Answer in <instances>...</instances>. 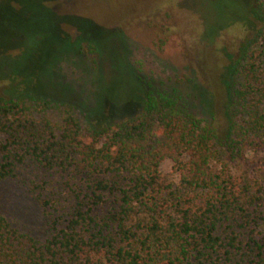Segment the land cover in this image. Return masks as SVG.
Wrapping results in <instances>:
<instances>
[{"label": "trees", "instance_id": "trees-1", "mask_svg": "<svg viewBox=\"0 0 264 264\" xmlns=\"http://www.w3.org/2000/svg\"><path fill=\"white\" fill-rule=\"evenodd\" d=\"M127 3L115 5V20ZM253 3L261 28L230 68L234 103L264 88V1ZM126 16L121 29L138 19L135 12ZM51 109L47 99L0 92V183L32 164L65 176L71 194L43 241L0 216V264H264V235L257 231L264 218L258 224L255 216L264 189L211 168L217 147L240 163L253 141L237 114L230 111L223 127L209 126L175 97L148 92L138 114L97 130L82 126L70 106H60L55 122ZM166 160L177 185L160 176ZM73 182L83 184L74 195Z\"/></svg>", "mask_w": 264, "mask_h": 264}, {"label": "rangeland", "instance_id": "rangeland-1", "mask_svg": "<svg viewBox=\"0 0 264 264\" xmlns=\"http://www.w3.org/2000/svg\"><path fill=\"white\" fill-rule=\"evenodd\" d=\"M121 2L138 17L122 29L127 13L113 18ZM253 13V0H0V92L49 100L54 122L60 106H70L82 126L97 130L138 114L148 92L175 97L209 126H225L232 111L253 141L240 163H230L217 147L211 168L253 191L264 189V88L234 103L228 84L241 46L261 28ZM159 173L178 184L171 162ZM63 177L21 167L16 178L0 183V216L45 240L71 204ZM78 187L83 184L73 182V195ZM257 231L264 235V228Z\"/></svg>", "mask_w": 264, "mask_h": 264}]
</instances>
